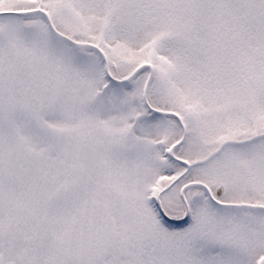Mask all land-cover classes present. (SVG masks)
<instances>
[{"label":"snow or ice","instance_id":"obj_1","mask_svg":"<svg viewBox=\"0 0 264 264\" xmlns=\"http://www.w3.org/2000/svg\"><path fill=\"white\" fill-rule=\"evenodd\" d=\"M0 264H264V0H0Z\"/></svg>","mask_w":264,"mask_h":264}]
</instances>
